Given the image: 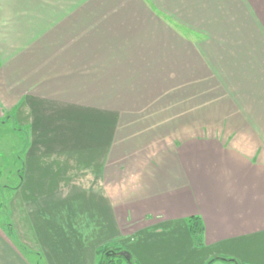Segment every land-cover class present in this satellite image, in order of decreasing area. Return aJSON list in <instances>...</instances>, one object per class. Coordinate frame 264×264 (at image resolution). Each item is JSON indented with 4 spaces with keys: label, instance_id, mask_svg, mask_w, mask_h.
Here are the masks:
<instances>
[{
    "label": "crops",
    "instance_id": "crops-1",
    "mask_svg": "<svg viewBox=\"0 0 264 264\" xmlns=\"http://www.w3.org/2000/svg\"><path fill=\"white\" fill-rule=\"evenodd\" d=\"M2 94L0 264H264V0H0Z\"/></svg>",
    "mask_w": 264,
    "mask_h": 264
},
{
    "label": "rangeland",
    "instance_id": "rangeland-1",
    "mask_svg": "<svg viewBox=\"0 0 264 264\" xmlns=\"http://www.w3.org/2000/svg\"><path fill=\"white\" fill-rule=\"evenodd\" d=\"M9 107L12 108L10 100L3 94L0 95V221H2V225L8 233L14 228L12 225L14 223L11 219L10 210L17 207L16 203H14L13 197L19 188L17 187L19 184V163L15 164V162L19 157L24 158L27 145L31 139L30 127L16 122V117L14 114L11 116V109H9ZM8 114H10L11 117H7ZM2 120H5V122L2 123ZM19 128L20 130H18ZM13 233H15L14 230ZM20 236L22 235L20 234ZM110 246L108 252L114 254L113 259L115 262L113 263L135 264L130 258L126 257L123 250L116 249L118 246ZM23 249L24 248H22V250ZM106 255L107 254L98 257L99 259H103V264L110 262ZM119 256H122L123 258L120 260Z\"/></svg>",
    "mask_w": 264,
    "mask_h": 264
},
{
    "label": "trees",
    "instance_id": "trees-1",
    "mask_svg": "<svg viewBox=\"0 0 264 264\" xmlns=\"http://www.w3.org/2000/svg\"><path fill=\"white\" fill-rule=\"evenodd\" d=\"M10 114H11V116L13 115L12 113H10ZM10 114H8L7 117H11ZM4 122H5V120H2V123H4ZM18 130H20V128ZM17 163H19V168H18L19 184L17 186V187H19V185L23 179L24 159L22 157H19L18 160L15 162V164H17ZM188 226H189V230L193 236L195 244L197 246H201L203 244V232H204V225H203L201 217L194 215V216H191L190 218H188ZM112 245H115V244H112ZM116 246H118V245H116ZM110 247H111L110 245H104V246L97 249V252H96L97 264H103L104 263L103 259H99L98 257L99 256L101 257L102 255H105V254H107L106 256L109 258L108 261H110L107 264H116V263H113V262H115L113 259L114 254L108 252ZM116 249L117 250L121 249L125 253L124 249L121 246L116 247ZM119 253H121V252H119ZM121 255H123V254H121ZM125 255H126V253H125ZM119 257H120L119 258L120 260L123 258L122 256H119ZM126 257H128V256L126 255ZM214 259H216V258H214ZM213 260H210V262ZM116 262H119V261H116ZM133 262L135 263V261H133ZM210 262H208V264H210Z\"/></svg>",
    "mask_w": 264,
    "mask_h": 264
}]
</instances>
